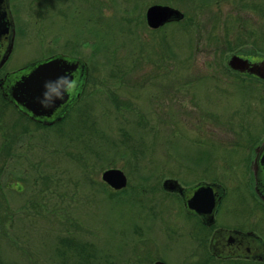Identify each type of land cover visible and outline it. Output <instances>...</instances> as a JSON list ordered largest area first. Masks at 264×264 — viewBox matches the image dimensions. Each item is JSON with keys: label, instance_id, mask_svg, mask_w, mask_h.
<instances>
[{"label": "rangeland", "instance_id": "rangeland-1", "mask_svg": "<svg viewBox=\"0 0 264 264\" xmlns=\"http://www.w3.org/2000/svg\"><path fill=\"white\" fill-rule=\"evenodd\" d=\"M37 1L42 17L26 22L5 69L66 51L90 78L58 127L14 120L6 131L0 119V264H244L209 259V230L163 183L228 185L223 228L259 216L249 185L227 176L242 169L230 165L244 163L245 133L250 144L264 134V83L227 60L259 55L245 34L263 19L246 8L264 0ZM158 4L185 18L151 29ZM110 169L126 188L103 181Z\"/></svg>", "mask_w": 264, "mask_h": 264}, {"label": "water", "instance_id": "water-1", "mask_svg": "<svg viewBox=\"0 0 264 264\" xmlns=\"http://www.w3.org/2000/svg\"><path fill=\"white\" fill-rule=\"evenodd\" d=\"M184 18L183 12L167 5H153L146 11L147 24L153 30L180 22ZM4 42V46L9 47L0 54V68L12 53L14 37L11 35ZM227 65L236 73L264 81V58L252 60L232 55L228 58ZM87 74V64L83 59L59 54L7 74L0 87L4 97L26 116L38 123L52 126L62 121L77 104L85 88ZM102 179L116 191L123 190L128 183L127 176L119 169L105 171ZM163 189L169 193L181 194L190 212L208 215L211 220L223 196L222 186L218 184L200 183L192 188H184L177 180L168 179L163 183ZM257 191L259 192L258 189ZM221 238L223 244L220 248L218 243ZM217 242L215 241L216 250L212 249V252L220 258L241 257L264 261V243L257 235L245 236L238 232L220 230Z\"/></svg>", "mask_w": 264, "mask_h": 264}, {"label": "flooded vegetation", "instance_id": "flooded-vegetation-1", "mask_svg": "<svg viewBox=\"0 0 264 264\" xmlns=\"http://www.w3.org/2000/svg\"><path fill=\"white\" fill-rule=\"evenodd\" d=\"M159 5V4H158ZM42 17V13L40 11L38 1L34 0L33 2V8L29 7L27 4V0H0V54L4 53V51L9 47H5V42L4 40L9 38L11 35L14 37V44H13V49L12 53L10 54L8 60L6 63L0 68V73L2 71L4 72L3 75L0 76V85L2 81L4 80L5 76L9 73L16 72L30 64L24 65L18 69H8L6 70V65L8 64L9 60L12 58L13 54L15 53L18 44V40L21 37V35L25 34V26L27 21H34L38 20L37 19ZM164 27V26H163ZM67 55L70 57H77L76 55H71L66 51H55L51 56L55 55ZM87 64V69H88V74H87V80L85 84V88L83 90V93L81 95V98L77 102V104L66 114L64 119L60 121L59 123H56L52 126H46L44 124L38 123L31 119L30 117L26 116L15 104L11 103L8 99L4 97L3 90L0 87V119H2V125L4 130H9L10 128V123L11 121L17 120L19 121V124L21 126V123L29 122L32 125H36L39 127H43L44 129H52L55 127H58L60 124H62L67 118L72 115L75 109L83 102V98L85 95V91L87 89V85L89 82L90 78V69L89 65ZM78 74H76L77 76ZM14 113V114H13ZM13 126V125H12ZM247 129H245L246 132ZM254 144H250V138L249 135L245 133V149L242 150V155L244 154V163L242 162L241 165H239L237 162H233L234 164H231L230 167L233 169L234 167H238L237 169H242L240 172H238L236 175L231 174L227 176L230 178L231 181L230 183H233L235 187L237 186V183H245L249 185L250 192L252 193L255 201L257 202L258 206L257 209L260 212L259 216L257 219H251L252 226L248 229L242 230V228H223L218 225V214L220 212V209L226 200L227 196L229 195L228 192V185H224L223 183H220L216 180H211V181H205L202 180L198 182L197 184L193 186H184V188H192L200 183H207V184H218L222 186L223 190V196L220 199V202L214 212V218L211 220V217L208 215H202V214H196L190 212L185 204V199L182 197L181 194L177 193H169L170 196H174L181 204V207L184 209L185 213L187 214L188 217L193 218L194 220L198 221L203 227L209 230L210 234L208 233L206 237V247L207 251L205 254H208L209 259H216L217 261H222V262H240V263H251V264H264V261H258V260H251V259H245L241 257H230L227 259L220 258L216 256L212 252V249L216 250V243L217 242V235L220 230H226L230 232H238L241 234H244L245 236H251V235H257L259 238L262 239L264 243V237L259 234L256 229L260 227L262 230L261 226H264V134L261 135L259 138L253 141ZM8 144V143H7ZM5 144V146H7ZM263 156V157H262ZM263 161V162H262ZM238 165H237V164ZM226 177V178H227ZM172 179V178H171ZM176 180V179H175ZM229 180V179H228ZM178 181V180H177ZM179 182V181H178ZM259 190V192L257 191ZM118 192V191H117ZM211 221H213L211 223ZM211 223V224H210ZM257 226V227H256ZM255 228V229H254ZM207 233V232H206ZM264 235V232H261ZM209 236V238H208ZM216 241V243H215ZM222 238L219 240V246L221 248L223 241ZM215 247V248H213ZM226 247V244L225 246ZM264 252V251H263ZM264 255V254H263ZM198 258L197 256H195ZM157 262H163L161 260ZM205 264V263H204Z\"/></svg>", "mask_w": 264, "mask_h": 264}, {"label": "trees", "instance_id": "trees-1", "mask_svg": "<svg viewBox=\"0 0 264 264\" xmlns=\"http://www.w3.org/2000/svg\"><path fill=\"white\" fill-rule=\"evenodd\" d=\"M246 9H247L246 11L255 12L259 14V19H263V21L260 22L261 25L258 27V29H255V30L251 29L248 32H246L247 34H245V46H248V44L249 45L251 44V46L255 47L256 52L259 53V55H248V56L245 55V58H249L252 60H259V59L264 58V4L261 6L258 4H255V5L251 4ZM248 77H252V76H248ZM253 79L257 82H262L261 80L255 77H253Z\"/></svg>", "mask_w": 264, "mask_h": 264}]
</instances>
